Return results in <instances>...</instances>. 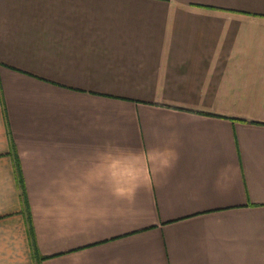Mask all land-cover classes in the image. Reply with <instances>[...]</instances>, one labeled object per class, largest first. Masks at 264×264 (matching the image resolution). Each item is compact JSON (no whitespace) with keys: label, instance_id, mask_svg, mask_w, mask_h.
<instances>
[{"label":"crops","instance_id":"0c3cea01","mask_svg":"<svg viewBox=\"0 0 264 264\" xmlns=\"http://www.w3.org/2000/svg\"><path fill=\"white\" fill-rule=\"evenodd\" d=\"M0 264H264V0H0Z\"/></svg>","mask_w":264,"mask_h":264},{"label":"trees","instance_id":"16d2710c","mask_svg":"<svg viewBox=\"0 0 264 264\" xmlns=\"http://www.w3.org/2000/svg\"><path fill=\"white\" fill-rule=\"evenodd\" d=\"M12 153L15 155V159H16V168H17V172H18V179L20 182V186L22 188V196H23V200H24V207H25V211L28 215V219H29V224H30V233L32 235V238L34 239V229H33V224H32V220H31V213H30V206H29V202H28V198H27V192H26V186L24 183V179L22 176V171H21V165L18 159L17 154L15 153L14 149V145L12 146Z\"/></svg>","mask_w":264,"mask_h":264}]
</instances>
